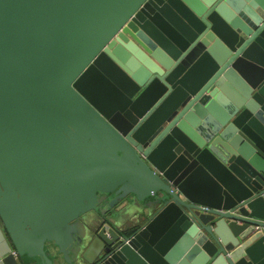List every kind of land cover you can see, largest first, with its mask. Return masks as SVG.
I'll list each match as a JSON object with an SVG mask.
<instances>
[{
  "label": "water",
  "instance_id": "obj_1",
  "mask_svg": "<svg viewBox=\"0 0 264 264\" xmlns=\"http://www.w3.org/2000/svg\"><path fill=\"white\" fill-rule=\"evenodd\" d=\"M0 264H264V0H0Z\"/></svg>",
  "mask_w": 264,
  "mask_h": 264
},
{
  "label": "built area",
  "instance_id": "obj_2",
  "mask_svg": "<svg viewBox=\"0 0 264 264\" xmlns=\"http://www.w3.org/2000/svg\"><path fill=\"white\" fill-rule=\"evenodd\" d=\"M202 208H205V209H207L208 207H206V206H201Z\"/></svg>",
  "mask_w": 264,
  "mask_h": 264
}]
</instances>
